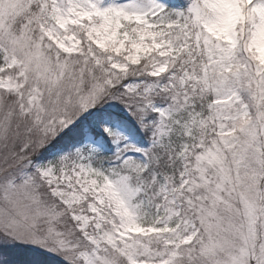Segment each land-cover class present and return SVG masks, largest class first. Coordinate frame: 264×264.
<instances>
[{
    "label": "snow or ice",
    "instance_id": "snow-or-ice-1",
    "mask_svg": "<svg viewBox=\"0 0 264 264\" xmlns=\"http://www.w3.org/2000/svg\"><path fill=\"white\" fill-rule=\"evenodd\" d=\"M0 264H264V0H0Z\"/></svg>",
    "mask_w": 264,
    "mask_h": 264
}]
</instances>
